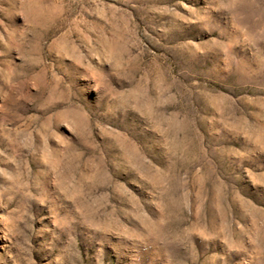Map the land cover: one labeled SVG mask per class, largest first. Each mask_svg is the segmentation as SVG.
I'll return each mask as SVG.
<instances>
[{"label": "rangeland", "instance_id": "1", "mask_svg": "<svg viewBox=\"0 0 264 264\" xmlns=\"http://www.w3.org/2000/svg\"><path fill=\"white\" fill-rule=\"evenodd\" d=\"M0 264H264V0H0Z\"/></svg>", "mask_w": 264, "mask_h": 264}]
</instances>
